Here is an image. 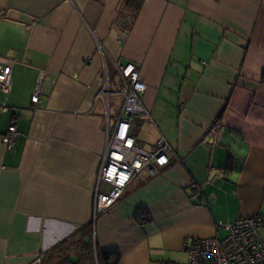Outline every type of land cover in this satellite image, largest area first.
<instances>
[{
	"label": "crops",
	"instance_id": "1",
	"mask_svg": "<svg viewBox=\"0 0 264 264\" xmlns=\"http://www.w3.org/2000/svg\"><path fill=\"white\" fill-rule=\"evenodd\" d=\"M126 9L125 0H0V66L12 67L0 137L11 123L18 131L11 148L0 141V264H42L87 224L94 248L119 264L184 263V240L222 237L220 224L264 213V0H144L123 24ZM127 62L150 113L131 129L136 145L148 151L164 137L172 151L94 216L106 102L110 123Z\"/></svg>",
	"mask_w": 264,
	"mask_h": 264
},
{
	"label": "built area",
	"instance_id": "2",
	"mask_svg": "<svg viewBox=\"0 0 264 264\" xmlns=\"http://www.w3.org/2000/svg\"><path fill=\"white\" fill-rule=\"evenodd\" d=\"M131 10L126 9L120 16V23L127 24L134 18ZM127 28L124 29L125 33ZM11 62L0 66V90L7 94L11 87ZM120 85L118 94L122 97L120 108L116 110L113 124L109 123L108 102L103 130L106 135V148L103 154L93 201L94 216L109 210L122 196L133 178L142 172L154 174L156 167L169 163L172 148L164 137H159L153 147L146 151L136 145L131 129L141 115L150 119V113L144 104L143 94L146 84L139 68L132 62L119 66ZM41 76L34 86L31 102H38ZM107 93H101L104 96ZM0 109H6L0 105ZM223 125L214 120L207 130V137L215 144L222 133ZM18 137L13 123L9 124L0 137L1 143L9 149ZM198 195L196 192L195 196ZM260 228H264V213L237 217L227 224H220L225 231L222 237L210 236L186 239L183 246L187 253L184 263L162 262L160 264H264V238Z\"/></svg>",
	"mask_w": 264,
	"mask_h": 264
},
{
	"label": "trees",
	"instance_id": "3",
	"mask_svg": "<svg viewBox=\"0 0 264 264\" xmlns=\"http://www.w3.org/2000/svg\"><path fill=\"white\" fill-rule=\"evenodd\" d=\"M143 2L144 0H125L126 8L133 13L141 9ZM137 220L140 221V217H137ZM89 234L90 225L87 224L78 231V234L68 237L49 250L43 256L42 264H119V254L94 248L88 238Z\"/></svg>",
	"mask_w": 264,
	"mask_h": 264
},
{
	"label": "rangeland",
	"instance_id": "4",
	"mask_svg": "<svg viewBox=\"0 0 264 264\" xmlns=\"http://www.w3.org/2000/svg\"><path fill=\"white\" fill-rule=\"evenodd\" d=\"M119 96H120V95H119ZM118 101H119V98H118V97H117V100H116V99L113 98V95H110V103H111V107H110V109H112L113 106H114V104H115L116 102H118ZM110 113H111V112H110ZM111 114H112V113H111ZM110 123H111V124L113 123L112 115H111Z\"/></svg>",
	"mask_w": 264,
	"mask_h": 264
}]
</instances>
